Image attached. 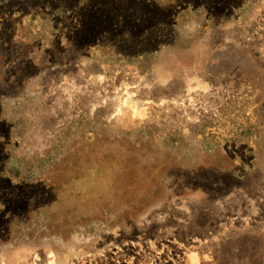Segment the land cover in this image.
<instances>
[{
    "label": "rangeland",
    "instance_id": "374dc122",
    "mask_svg": "<svg viewBox=\"0 0 264 264\" xmlns=\"http://www.w3.org/2000/svg\"><path fill=\"white\" fill-rule=\"evenodd\" d=\"M128 2L116 0L142 20V5ZM204 4L149 61L71 48L68 62L55 61L50 37H33L39 22L10 40L20 84L0 92V109L21 122L17 156L75 161L59 189L50 186L59 178L0 179L5 221L25 211L0 227V264H264V0Z\"/></svg>",
    "mask_w": 264,
    "mask_h": 264
},
{
    "label": "trees",
    "instance_id": "16d2710c",
    "mask_svg": "<svg viewBox=\"0 0 264 264\" xmlns=\"http://www.w3.org/2000/svg\"><path fill=\"white\" fill-rule=\"evenodd\" d=\"M133 1L142 5H140L144 11L142 20L137 18L132 7H130L132 15L126 17V13L122 12V7L116 3V0H38V10L28 12L16 10L13 5L9 6L8 0H3L4 7L0 6V92L20 84L19 77L16 76L19 71H13L11 68V64L13 66L14 62L16 63L14 47L13 59L9 57L10 50L8 49L14 42L12 38H20L23 31L27 32L38 22L40 24L36 27L33 37L37 40L50 37L48 41H45L51 50L49 54H53L55 61L68 62L70 48L75 52L78 51V54H88L93 58L107 62L149 61L157 58L156 56L162 54L172 45L167 41L173 37L172 31L177 26L178 19L191 9H196L193 8L194 3L198 1L201 5L206 6L204 3L213 0H156L151 4L146 3L145 0H129L128 4L133 5ZM111 3L116 4L121 15L118 19L112 18V13L107 9V4ZM44 4L51 6L50 9L42 10ZM211 13H213L212 10L207 9L206 27H210L212 22L213 15ZM239 15L235 14L233 17L236 18ZM26 22L27 26L24 25ZM127 24L132 31V38L123 34ZM47 27L51 28L50 33L46 32ZM55 31L58 39L63 32L65 37V41H62L63 44L56 45L58 40L52 38ZM10 35H12L11 38ZM103 37L106 38L102 39ZM43 52L48 57V51L44 50ZM7 77L9 81L5 82ZM17 92L18 94L12 96L17 99L16 106H20L22 103L20 98L24 92L22 90H17ZM6 112V110L0 109V179L22 181L29 184L44 179L45 184H48L51 180L59 178L57 183L50 185L53 189L55 187L59 189L60 184L68 180V171L72 167L66 164L75 161V158L72 159L69 155L60 156L61 153H57L48 154L40 164L31 160H23L17 156L16 152V144L23 136V130L19 127L21 122L19 120L18 129L16 123L9 120ZM19 201L14 200L12 203ZM4 208L5 206L0 205V227L4 225L18 226L25 211L14 215L7 222L5 221L6 210Z\"/></svg>",
    "mask_w": 264,
    "mask_h": 264
}]
</instances>
